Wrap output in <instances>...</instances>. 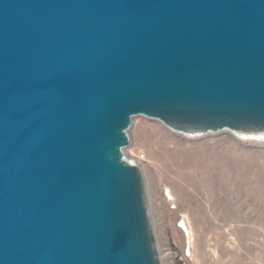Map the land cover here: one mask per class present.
Listing matches in <instances>:
<instances>
[{
	"label": "water",
	"instance_id": "95a60500",
	"mask_svg": "<svg viewBox=\"0 0 264 264\" xmlns=\"http://www.w3.org/2000/svg\"><path fill=\"white\" fill-rule=\"evenodd\" d=\"M135 115L264 132V0H0V264H162Z\"/></svg>",
	"mask_w": 264,
	"mask_h": 264
},
{
	"label": "rangeland",
	"instance_id": "374dc122",
	"mask_svg": "<svg viewBox=\"0 0 264 264\" xmlns=\"http://www.w3.org/2000/svg\"><path fill=\"white\" fill-rule=\"evenodd\" d=\"M128 136L122 151L143 173L162 264H264V142L188 137L143 115Z\"/></svg>",
	"mask_w": 264,
	"mask_h": 264
},
{
	"label": "bare ground",
	"instance_id": "6f19581e",
	"mask_svg": "<svg viewBox=\"0 0 264 264\" xmlns=\"http://www.w3.org/2000/svg\"><path fill=\"white\" fill-rule=\"evenodd\" d=\"M220 131H230L233 134H235L237 137L243 139V140H248V141H259V142H264V132H243V131H233L229 129H223ZM176 133L183 134L188 137H201L204 135H207L209 133H216V132H206V133H188V132H178L174 131ZM219 132V131H217ZM136 165H138L136 162L133 161Z\"/></svg>",
	"mask_w": 264,
	"mask_h": 264
},
{
	"label": "built area",
	"instance_id": "2783aa9c",
	"mask_svg": "<svg viewBox=\"0 0 264 264\" xmlns=\"http://www.w3.org/2000/svg\"><path fill=\"white\" fill-rule=\"evenodd\" d=\"M177 227L180 228L181 231H183L184 233L187 234L186 230H185V222L183 220H178L177 221ZM182 253L187 256L191 253V247L188 246V243L186 244V246L184 247V251H182Z\"/></svg>",
	"mask_w": 264,
	"mask_h": 264
}]
</instances>
